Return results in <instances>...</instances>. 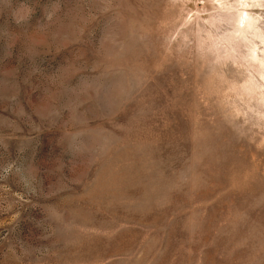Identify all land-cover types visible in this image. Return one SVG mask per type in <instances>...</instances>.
<instances>
[{
	"label": "rangeland",
	"instance_id": "obj_1",
	"mask_svg": "<svg viewBox=\"0 0 264 264\" xmlns=\"http://www.w3.org/2000/svg\"><path fill=\"white\" fill-rule=\"evenodd\" d=\"M0 264H264V0H0Z\"/></svg>",
	"mask_w": 264,
	"mask_h": 264
}]
</instances>
